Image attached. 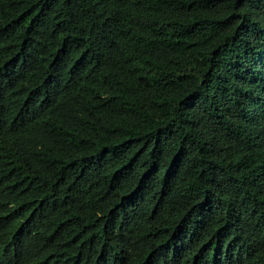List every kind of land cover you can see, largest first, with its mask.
<instances>
[{"label":"trees","instance_id":"16d2710c","mask_svg":"<svg viewBox=\"0 0 264 264\" xmlns=\"http://www.w3.org/2000/svg\"><path fill=\"white\" fill-rule=\"evenodd\" d=\"M0 264H264V0H0Z\"/></svg>","mask_w":264,"mask_h":264}]
</instances>
